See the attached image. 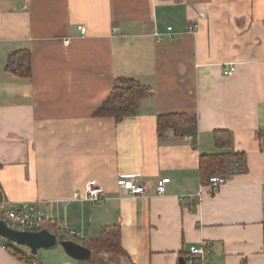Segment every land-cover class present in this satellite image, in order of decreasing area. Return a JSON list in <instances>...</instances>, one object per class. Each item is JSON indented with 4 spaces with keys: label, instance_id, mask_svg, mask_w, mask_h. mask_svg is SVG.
<instances>
[{
    "label": "crops",
    "instance_id": "obj_1",
    "mask_svg": "<svg viewBox=\"0 0 264 264\" xmlns=\"http://www.w3.org/2000/svg\"><path fill=\"white\" fill-rule=\"evenodd\" d=\"M18 49L30 52V77L5 69ZM229 64L235 71L224 75ZM120 77L140 83L138 112L94 116ZM182 112L197 116L196 146L158 137L157 116ZM215 129L231 132L247 169L211 189L198 163L220 152ZM260 129L264 0H0V191L14 206L35 203L78 240L117 225L127 264H179L192 246L204 247L203 264H264ZM121 175H136L148 191L131 195ZM90 179L105 191L100 203L75 196ZM5 243L0 264L49 263L18 245L25 262ZM56 248L49 264H83ZM99 258L88 264H105Z\"/></svg>",
    "mask_w": 264,
    "mask_h": 264
},
{
    "label": "trees",
    "instance_id": "obj_2",
    "mask_svg": "<svg viewBox=\"0 0 264 264\" xmlns=\"http://www.w3.org/2000/svg\"><path fill=\"white\" fill-rule=\"evenodd\" d=\"M5 69L19 77H30V52L28 49H18L7 55ZM140 83L133 78L120 77L116 79L111 91L95 109L93 115L97 117H112L115 121L135 115L138 112V90ZM158 137L162 138L166 133H171L178 138H188L192 146L197 144V116L195 113H166L159 114L156 119ZM258 137H264V129L256 132ZM215 147L220 151L199 156L198 171L200 181L206 185L213 175L229 178L232 174L243 172L247 169L246 155L244 152L232 151V135L227 129H215L212 131ZM3 200L0 191V204ZM2 214V212H1ZM58 237V240L71 239L85 246L91 254H95L100 263L117 264L121 259L128 260V254L124 251L120 241V228L117 225H105L99 230L97 237L87 241L78 240L55 224L43 223ZM71 237V238H70ZM2 238V237H0ZM17 244L6 240L4 247L19 259L29 262L30 259ZM262 252L264 259V227L262 230ZM188 260L189 254L183 256ZM32 259V258H31ZM191 264H203L199 256L191 257Z\"/></svg>",
    "mask_w": 264,
    "mask_h": 264
},
{
    "label": "built area",
    "instance_id": "obj_3",
    "mask_svg": "<svg viewBox=\"0 0 264 264\" xmlns=\"http://www.w3.org/2000/svg\"><path fill=\"white\" fill-rule=\"evenodd\" d=\"M26 8V5H23ZM77 30L84 34L86 29L83 25H77ZM168 31L171 30V27H167ZM198 30V23H193L187 27V31L190 33H195ZM112 32H118V27H113ZM168 37L171 38V33L168 32ZM68 42V39L65 40V43ZM235 71V65L229 64L223 68L222 73L224 75H231ZM228 178H225L220 175H213L209 178L207 187L211 189L218 188L224 185L227 182ZM136 175H121L119 177L120 185L131 195L137 196L145 194L148 191V187L142 182H136ZM170 181V178L160 177L155 183V193L162 194L165 191L166 184ZM82 197L83 199L89 201L90 203H100L105 197V191L95 180L90 179L85 183L84 190L82 193H75V196ZM2 212V214H1ZM0 217L3 218L9 227L17 230H30L37 231L45 226L43 223H52L58 226L55 219L49 216L41 214L37 209L35 203L33 202H24L19 206H14L10 201L2 200L0 204ZM74 233L71 232V235ZM204 253V247H195L192 246L189 249V258L185 261V264H191V257L193 256H202ZM29 264H43L41 261H36L32 259Z\"/></svg>",
    "mask_w": 264,
    "mask_h": 264
},
{
    "label": "water",
    "instance_id": "obj_4",
    "mask_svg": "<svg viewBox=\"0 0 264 264\" xmlns=\"http://www.w3.org/2000/svg\"><path fill=\"white\" fill-rule=\"evenodd\" d=\"M0 237L9 240L17 245L27 247L32 254L41 249H54L61 246L66 255L75 260L89 258L90 251L83 245L70 240H58V237L49 228L44 227L37 231L17 230L8 226L6 221L0 217ZM179 264H185L183 257L179 258Z\"/></svg>",
    "mask_w": 264,
    "mask_h": 264
},
{
    "label": "rangeland",
    "instance_id": "obj_5",
    "mask_svg": "<svg viewBox=\"0 0 264 264\" xmlns=\"http://www.w3.org/2000/svg\"><path fill=\"white\" fill-rule=\"evenodd\" d=\"M1 239H4V238H1ZM4 240H6V239H4ZM16 246H18V245H16ZM18 247L20 248V246H18ZM56 249H58V250H60V251H63V249H62L61 246H58ZM51 251H53V250L41 249V250H39L36 254H34V256H35L36 258H39L40 260L46 262V263H48V262H49V263H52V262H54V261H52V259H51L50 256H49V253H51ZM95 256H96L95 254H91V253H90L89 258H87V259H85V260H80V262L83 263V264L94 263V262L96 261V257H95ZM97 262L100 263L99 260H98ZM49 263H48V264H49ZM111 264H112V263H111ZM117 264H127V263H126V260H125V259H121V258H120V260L118 261Z\"/></svg>",
    "mask_w": 264,
    "mask_h": 264
}]
</instances>
